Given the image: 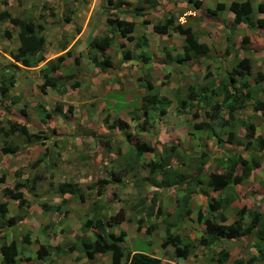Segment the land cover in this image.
<instances>
[{
    "label": "rangeland",
    "instance_id": "rangeland-1",
    "mask_svg": "<svg viewBox=\"0 0 264 264\" xmlns=\"http://www.w3.org/2000/svg\"><path fill=\"white\" fill-rule=\"evenodd\" d=\"M128 1L0 0V11H6L11 17L20 20H29L33 24L42 25L44 35L43 59L33 69L24 68L19 64H14L10 58V54L14 53L17 47V28L11 26L7 21L0 22V80L12 79L13 81V85L9 90L10 98L7 96L0 97L1 124L5 126L6 120L24 124L27 131L33 133L37 138L36 143L25 144L24 139L16 134L9 137L7 143H10L11 147L14 148V152L8 155L0 153V177L3 176V181L0 183V200H6V198H2L1 189L4 187L12 188L15 178L18 180L27 179L29 183L33 177L40 178V180L35 179L37 183L35 189L29 191V193L23 188L20 189L27 202L24 209L17 211L13 201H6L7 215H5V219L15 215L23 216L21 221L16 220L10 224L13 226H4L0 229V239L2 241L6 240L5 242L13 241L16 245L18 254L15 264L109 263V253L94 255L91 259H87L79 251V238L89 237V240H92V233L97 232L91 229L85 230L83 223L98 218L106 223L108 234H113L115 237L120 236V233L123 234L120 245L125 249V253L127 251L148 253L168 264H219L215 259L218 257L217 253L220 250L227 253L226 261L221 264H230L237 257L245 256L249 247L252 246L253 238L244 237L239 240H219L208 247H202L198 243L200 238L206 237V235L203 225L196 221V210H202L209 197L215 196L217 193L206 185L208 174L214 171H211L214 165L223 171L227 167H225L224 162L219 166L218 161L223 154L215 148L214 138L207 139L204 132L195 131L190 126L195 120L200 121L208 118L209 113L213 112L211 108L214 107V104L219 103L217 102L219 97L213 96L215 92V90H212L215 86L214 82L216 80L219 84L225 78V74L236 64L237 58H239L237 55L240 58L250 55L252 61L256 64L251 70V76L247 77V81H251H248V83L253 82L255 79L254 73L261 69L257 66L262 63V68H264V46L262 48L257 47V49L253 47L254 52L260 51L261 56L260 54H254L252 57V53L248 48L251 39L248 38V41L244 43L241 41L243 36L248 37L247 35L250 36L253 33V31L250 32L252 28L239 25L237 29H234L229 25H224L223 28L229 36L227 49H225V36L219 25L222 26L225 21L229 24V19L225 16L223 18L224 22L223 19L221 22L210 16V9L214 7L213 0H204L203 10L197 11L194 13L195 15L192 13V1L194 0H185V16H187L185 17V26L190 25L197 41L206 44L210 48L206 63L208 66L207 68L202 67V73H200V68H196L194 65L188 66L189 68L185 70L184 80H172L166 87L159 90L169 97L171 112L178 109L177 106L175 107V95L184 94V89L185 97L187 96L188 87H193L195 90L199 89V86L205 90L209 87V90L212 91L210 93L211 97L208 98L205 105L193 103L191 108L185 110L184 175L194 176L197 172L195 167L200 165L201 160H204L205 165L204 171L198 176L201 183L200 188L194 187L191 183L185 185V191L194 192L193 195L195 196L202 191L206 196H203V199L202 197L200 199L195 198L196 200L189 202L190 215L188 213L187 217L180 221L175 217L178 212L172 214V211H168L166 213L164 210L167 209H163L161 203H157L156 195L151 194L154 191L158 194L162 192L161 195L167 200L174 196L175 190L178 189L177 187L175 189L174 187L171 188V186L168 189L160 187V183H163L162 179H156L155 187L150 184L155 180V176H149L145 164L150 160H154L157 155L153 153V156L150 157L149 153H145L141 156L142 159L133 161L130 153L126 152L124 155V150L119 142L122 139L115 140L116 136L118 137L117 132L119 130L110 128L112 118L122 120V118L130 119L132 117L126 111H123L120 115H114L113 112L121 111L125 106L135 108V111L131 113L134 114L133 116L138 117L141 114L138 111V105L137 107L134 106L138 98H134L133 94L116 90L105 92L103 105L111 107V113H108L109 111L99 112L101 104H98L97 108L94 106L88 109L87 105H81V101L78 100L82 93L83 95H89L90 87H85V84L89 85L91 79L89 77L94 78L96 84L102 83L101 88L104 90L106 89L105 85L108 88L111 86L119 87L120 77H105L97 68H95V74L90 73L92 67L104 59V55L102 57L101 52L90 49L88 41L107 34V19L112 21L119 19L121 14L127 20L136 19L134 18V8L136 7H141L149 13L147 19L151 23H159L157 21L163 15H174L173 6L170 10L165 11L168 8H165L166 4L162 2L163 0H152L154 4L149 6L142 0ZM223 1L227 5L228 1L231 0ZM263 3L264 0L262 2L261 0H252L253 7ZM262 13L258 14L253 11V20L261 18L264 21V13ZM204 16L207 17L202 18ZM201 18L203 19L202 23ZM202 24L204 25L203 28ZM117 34L114 35L115 37L105 53L108 61L110 63L111 61L114 62V69L118 66L117 58L119 55L121 56L123 50H128L122 43L124 39H121ZM150 40L155 42L154 38H150ZM120 44L123 46L122 48ZM255 45H257L256 42ZM127 46L132 47L133 44L127 43ZM229 51L231 56H227ZM246 51L250 53H246ZM59 57L62 58L59 69L53 72L52 76L59 80V86L64 92L62 99H58L60 93L54 90L48 88L44 92L39 90L42 81L39 70L45 67L47 62ZM90 58H93L95 62L91 63ZM69 73H72L73 78L68 80L66 78ZM74 81L78 82V86L80 83V90L72 89L69 86ZM166 83L167 81L162 84L165 86ZM237 84H234L236 88ZM261 84L263 85L264 81H261ZM129 88H135L131 81ZM176 88L178 89L175 90ZM154 94L156 95V91ZM214 97L217 101L214 100ZM258 97L259 101L264 103V98L261 95L257 96L256 93L252 101H256ZM9 100H12L13 104H10ZM107 100L114 103L110 104ZM57 103L62 105L63 110L68 106L72 110L65 112V118L51 116L43 125L39 121L41 108L48 111ZM251 104L249 102L241 109L240 117L243 120L251 119L256 126V130L263 133L264 111L255 114ZM209 106L210 108H208ZM223 109L222 113L226 114ZM147 112L150 115L153 113L152 111ZM193 112H196V119L191 117ZM106 114H109L110 118L106 119L107 123L105 124L102 119ZM130 125L132 124L130 123ZM165 127H169V125L167 126L162 120H157L156 125L153 124V129L155 128L161 132L158 142L154 141L152 134L151 136L147 133L140 135L141 132H137L133 128V135L129 134L130 137L123 141L124 145L127 144L126 148L130 150L135 143L144 142L160 152L165 141L171 139L170 136H168L170 138L165 139ZM240 127L241 123L234 121L229 124V127L223 125L221 129L223 133L226 132V129L240 133L242 130V127ZM188 131L193 132V135H187ZM121 137L123 138V136ZM221 138L225 139V136L221 134ZM170 142L173 145L177 143L178 146L176 140L173 139ZM170 142L168 143L170 144ZM222 147L223 152L226 153L228 144H223ZM110 151L113 152H111L113 155L109 153ZM241 151L242 149L238 147L237 152L240 153ZM172 159L168 158L166 165L168 166L166 167L167 170H169L168 175L169 172L171 173L170 168H176L180 163ZM180 168L177 169L180 170ZM121 171L124 172L123 175L120 174ZM239 172L237 170V173ZM215 173L219 174V171ZM258 182L259 180L254 178L253 184L248 186L246 193L244 191L238 192V197L234 201L230 200V194L228 193L226 198L229 203L226 207H222L221 211L227 216L224 217L225 224L232 223L236 217L235 212L240 210L243 205L249 208L254 205V208L263 211L264 202L259 203L262 194H256L254 191L256 189L255 183ZM63 189L67 194L61 196L60 191ZM78 196L81 197V200ZM172 201V204H170L168 200L165 206L173 209L174 198ZM42 205L48 208L42 210ZM231 206H233V209ZM157 208H161L162 215H154L153 209ZM120 209L124 214L123 221L114 224L109 218ZM219 212L215 211L213 214L217 215ZM249 212H254V210L251 208L248 210ZM204 213H206L205 210ZM248 220L249 218L246 217L244 222ZM214 221L219 223L218 218ZM171 224L173 227L178 226L176 227L178 229L169 228L170 232L180 234L183 242H188L192 246L191 252L184 261L174 257L172 248L166 247L163 249L159 246L163 239L164 227H169ZM25 234L29 240L28 244L22 241ZM39 245L47 248L45 255L40 259L36 257V250ZM70 246L75 250L67 252L66 248ZM0 264H2L1 257Z\"/></svg>",
    "mask_w": 264,
    "mask_h": 264
},
{
    "label": "trees",
    "instance_id": "trees-1",
    "mask_svg": "<svg viewBox=\"0 0 264 264\" xmlns=\"http://www.w3.org/2000/svg\"><path fill=\"white\" fill-rule=\"evenodd\" d=\"M148 6L153 4L152 0H142ZM192 6L194 9H197L200 6V2L198 0L192 1ZM227 9L232 14H235V20L230 23V27L234 28L237 23L240 22L243 24L245 28H252L250 31H253L254 25L264 26V21L262 19H255L253 20V11H258L260 13H264V4H259L256 7H253L249 3L248 0H244L241 2H231L225 6L221 3L215 4L214 8L210 10V16L214 17V15ZM142 8L136 7L134 8V14L137 16L142 17ZM7 21L11 26L17 28L16 38H17V47L14 53L10 54V58L14 63L19 64L24 68H32L40 62L42 58V50L44 46V35H43V27L40 24H33L31 21L27 20H20L15 17H11L6 11H0V22ZM107 23V34L103 35L100 38H92L88 42V47L90 49L98 50L101 54H104V51L110 46L114 35L118 33V35L128 42L134 40L130 36L132 32L134 24L132 22H127L124 20H106ZM142 24H147V21L143 20ZM152 31L156 34L164 35L168 32H172L182 36L183 43H182V56L181 60L183 62H193L198 58L205 57L208 53V48L204 43H198L195 35L191 31L189 26H183L181 24H174L173 20L168 17L165 19L164 23L162 24H154L152 25ZM242 43L247 42L248 38L242 37ZM229 42V36H225V43L226 46ZM136 47H140L141 44H135ZM231 46V45H230ZM227 49V47H225ZM248 53V51H246ZM129 53L127 51L123 52V59H128ZM62 58H56L55 60L47 62L45 67L39 70L42 83L39 86V90L44 92L47 87L55 88L56 91L63 92V90L58 89L59 80L52 76L53 72L59 69L60 62ZM89 61V60H88ZM90 62L94 63L95 61L93 58H90ZM99 71L102 73L104 72L107 67H109V62L107 58H104L101 62L95 64ZM251 67H250V60L247 56H243L242 59H239L234 67L231 68L229 72L225 75V78L220 81L215 80V86L210 89L215 90L213 96L219 97V100H214L219 102V104H214L212 107V113L210 112L208 118H205L202 122H195L192 124V128L195 131L204 132L207 136L214 138L217 144H228V145H235L238 147L247 148L252 144H255L257 149L262 150L264 149V137L261 136H253V125L247 124L244 127L245 133L242 136L237 135V131L226 129V132L223 133L221 129L223 125L231 124L233 119V111H237L245 107L246 102L253 99L254 94L256 95L261 92L264 93V86L261 84L263 81L262 74L258 71L255 72V79L253 82L248 84L247 77L251 76ZM3 75V73H2ZM234 77L237 79L235 80ZM72 73L67 75L66 79H72ZM235 83L237 84V88L234 86ZM13 84L12 79H1L0 80V96L5 97L8 91V88ZM71 88L75 89L78 87V82L74 81L71 85ZM61 87V86H59ZM146 90L151 89L149 82L146 81ZM212 90H209V87L205 90L203 88H199L195 90L193 87L187 88V96L185 97V101H181L179 98L175 99L176 105L178 107L177 112L180 113L184 108H191L193 103L196 104H204L207 102L208 98L211 97L210 93ZM255 92L253 95L252 93ZM11 102H13L11 100ZM168 103V100L165 97H157L155 94H149L142 97V103L140 110L146 114L145 109L149 106L159 105L161 108L159 110V115L164 114V106ZM252 110L257 113L260 111H264V104L259 100L252 101ZM224 108L226 113V119L223 120L220 116V108ZM66 110L69 112L72 110L70 107H67ZM210 108V106L208 107ZM53 113L61 115L65 118V114L61 113V109L59 106H55ZM45 119L49 116L48 114H44ZM192 118L196 119L197 115L196 112H193L191 115ZM108 115L106 114L103 118V123H107L106 119ZM45 119L40 118L42 123H45ZM125 126L119 120L113 119L112 123L110 124V128L116 127L118 130L122 129ZM16 134L24 139L25 144H29L31 142L36 143L37 138L33 133L27 131V127L23 124L14 122V121H5V126L1 124L0 119V153L2 155L12 154L14 152V148L11 147L10 143H7L10 136ZM221 134L225 136V139H221ZM16 147V146H13ZM134 148V155L135 157H139L144 155L145 153H149L152 155L154 149L151 148L148 144L141 142L135 143L133 145ZM176 146L171 145L170 147H162L161 153L158 157H156L153 161H149L145 164V167L148 170L149 176H156L160 175L163 183H160V187H164L165 189L171 187H177L178 191L181 193L180 197L176 198L177 206L174 207V210L177 211L179 217H185L189 213V209L187 208L186 201L189 200L190 193L185 191V185L193 184L194 187L200 188L201 183L198 180V176L203 172L202 167L204 160L200 162V165L196 166V174L194 176H185L184 174L180 175V177H173L169 178L168 171L166 168L168 158H173L175 161H178ZM224 160V159H223ZM225 168L220 174H216L210 172L208 174V181L206 183L207 187L211 188L213 192H217V198L214 200L209 198L207 200L205 211L206 213L201 211H196V221L199 224L203 225V229L205 232L206 237L200 238L198 243L202 247H208L209 245L213 244L215 241L219 240H239L241 238H249L255 241L256 247V254L257 256L247 257L245 259L236 258L232 260L230 264H253L256 260H261L264 255L263 243H264V211L263 213L259 212H245L244 208L241 207L240 210L235 212L236 219L234 222L225 224V218L222 214L214 215L213 213L222 207L226 206L229 201L227 200L226 196L228 193L230 194V200L236 196L234 193L233 187L231 185L240 184L247 176L249 175L250 170L256 165L255 161L252 159L249 162L242 160L238 154L230 156L226 158L225 161ZM222 162H220L221 165ZM237 166L240 168V172L236 173ZM120 174H124L123 171ZM170 174V172H169ZM40 180L39 177L31 178L29 180H18L17 178L14 179V183L12 188H3L1 190L2 196L6 197L9 200L16 202V209L17 211H21L22 208L27 206L26 199L24 198L21 188L25 189L28 193L29 191L35 189L36 180ZM160 179V180H161ZM3 181V176L0 177V183ZM156 180L152 181L150 184L152 186H156ZM181 187V188H180ZM69 192V190H67ZM201 194L205 195L204 192L200 191ZM220 193V194H219ZM223 193V198L222 194ZM66 191L63 189L60 191V195H66ZM218 194V195H217ZM81 196V195H79ZM78 196V197H79ZM206 196V195H205ZM81 200V197H79ZM154 199H152L153 201ZM185 201V204L182 203ZM179 202V203H178ZM213 202V204H212ZM155 203V201H153ZM48 207L42 205V210H46ZM53 209V208H52ZM244 212V213H243ZM7 214L6 203L0 202V229L4 226H13L10 225L14 223V221H21L23 219L22 215H15L10 218L5 219V215ZM24 214V213H22ZM243 214V215H242ZM25 215V214H24ZM123 212L122 210H118V212L109 218V220L114 224H119L123 221ZM248 217L249 220L244 222V219ZM218 218L219 223L215 222ZM244 223V224H242ZM7 224V225H6ZM245 225V226H243ZM169 227H164V236L160 243V248H165L169 246L172 248L173 255L179 259H186V257L191 252L192 246L188 242H183V239L178 234H173L170 232ZM83 227L85 230H95L96 233H92V240H89V237H80L79 238V251L85 256L87 259H91L94 255H101L105 253L110 254V262L107 264H162L159 259L148 255L146 253H141L137 251L126 252L125 249L120 245L121 237L123 234L120 233V236H113V234H108L106 232V223L102 222L99 218L91 221L88 220L83 223ZM104 232L106 233L104 235ZM1 240V239H0ZM23 243H29V240L26 234L22 237ZM46 247L43 245H39L38 249L36 250V257L38 259L42 258L46 253ZM73 249L71 246L66 248L67 252H71ZM18 254V250L16 245L13 241L6 243L5 240L0 242V257L2 264H15L16 257ZM218 257L215 261L219 264L224 263L227 258V253L223 250H220L218 253ZM19 259V256H18Z\"/></svg>",
    "mask_w": 264,
    "mask_h": 264
},
{
    "label": "crops",
    "instance_id": "crops-1",
    "mask_svg": "<svg viewBox=\"0 0 264 264\" xmlns=\"http://www.w3.org/2000/svg\"><path fill=\"white\" fill-rule=\"evenodd\" d=\"M198 1L200 2V6L197 9H194V7L192 6L193 7V12H192L193 14L196 13L197 11L203 10V6H204V3H205L204 0H198ZM239 1H241V0H231V1H228V4L231 3V2H239ZM248 1H249V3L251 5H253L252 4V0H248ZM128 2H130V1H128ZM162 2L166 4L165 8H168L165 11L170 10L171 6L174 7L173 10H172L174 12V15H172V14L163 15L161 17V19L158 20L157 22H160L162 24V23H164L166 18L171 17L174 23L181 24V25L185 26V23H186L185 22V17H187V16H185V0H163ZM213 2H214V6L217 3H221L225 7H227V5H228V4L226 5V3L223 0H213ZM261 2H262V0H261ZM167 3H169V4H167ZM212 9H210V10H212ZM141 11H142L143 16L140 17V16H137V15L134 14L135 15L134 18H136V19H133V20L132 19L127 20V19H125L123 17L122 14L119 15L120 16L119 19L124 20V21H128V22H132L134 24L132 32L130 33V36L132 38H134V40H136V38L141 33H142L143 38L145 40V45L141 46L140 49H134L133 46L132 47H128L127 46V41L124 39L122 43H123V45H125V47L128 48V51H129L128 59L121 60L119 65L114 70H107L106 72L103 73L104 76L108 77V78H110V77H115V78L116 77H120L119 87L118 86H111L110 88H108V86L105 85L106 89L104 90L103 88H101V84L102 83L99 82V83L96 84V80L94 78H92V77H89V78H91L90 82H89V85L85 84V87H88V86L90 87L89 95H83V93H82V95L78 97V100L81 101V105H83V106L87 105L88 109H90V108H93L94 106L97 108L98 104H101V108H100L99 112L103 113L104 111H109L108 113H111L112 112L110 110L111 107H109L107 105L106 106L103 105V101H104L103 100V95L107 91H112L113 92V91L116 90V91H121L122 93L133 94L134 98H138L137 99V103L134 106L137 107V105H138V111H139L141 100H142L143 96L149 95V94H154V92L156 91V95H157L158 98L159 97H163V95L165 93H161V90H159V89H161L162 87H166L168 85V83H171L172 80H175V79L184 80L185 79V70H187L189 68L188 66L194 65L196 68H200V73H202L201 72L202 67L207 68L208 65L206 63H207L208 55L210 53L209 52L210 48L208 46H207L208 53L206 54L205 57L198 58L195 61H193V63L192 62H187V63L183 62L181 60V56H182V49H181L182 48V38L180 36L176 35V34H173V33H169V34H166V35H157V34L153 33L152 25H154L156 23H151L147 19L149 13L146 10L142 9ZM255 13L261 14L258 11H255ZM182 14H183V16H182ZM217 16H219V17L217 18ZM225 16L229 19V21H230L229 24H228L227 21H225V23H223L222 26L219 25V28H221L223 30V32H224V34H223L224 36L227 35V32H226V30H224L223 27H224V25H230V23L235 20V17H236L235 14H232L227 9H224L222 11L217 12L214 15V17H213V18L217 19L218 21L222 22V19L225 18ZM205 17H207V16H204L202 18H205ZM202 18H201V23H202V20H203ZM142 19H145V20L149 21V24L148 25H142ZM255 19H257V18H255ZM258 19H261V18H258ZM223 22H224V19H223ZM237 24L238 25L234 26V29H237L239 27V25L240 26L243 25L240 22H238ZM189 27H190V25H189ZM203 27H204V25L202 26V28ZM190 29H191V27H190ZM191 31H192V29H191ZM250 32H252V31H250ZM247 36L248 37H246V36L245 37L251 39V42H250V44L248 46V48L250 49V52L252 53L251 56L253 57L254 54L255 55L260 54L259 53L260 51L254 52V48L253 47H256V49H257V47L262 48L264 46V44H263L264 43V26L254 25L253 33L250 36L249 35H247ZM150 38H154L155 42H152L150 40ZM255 42L257 43V45H255ZM129 43H131V42H129ZM198 43H200V42H198ZM225 47H227L226 43L224 45V48ZM250 52L248 51V53H250ZM140 54H141V57L139 56ZM227 56H231L230 51H229V55H227ZM246 56L250 60L251 69H253V66H256V64L252 61L250 55H246ZM260 56H261V54H260ZM237 57H239V58H237L238 60L242 59L238 55H237ZM14 64H16V63H14ZM156 64H158V66H156ZM262 66H263V64L261 63L257 67L261 68L259 70V72L262 74L263 81H264V68H262ZM33 68H35V67H32V69ZM90 73L91 74H95L96 73L95 67H92V70H91ZM234 79L236 80L237 78L234 77ZM145 80L149 82V85L151 86V89L146 90V87H145L146 83L144 85ZM130 81L135 85V88H129L130 87ZM161 81H163L162 82L163 84L167 81L165 86L161 83ZM248 81H250V80H248ZM248 84L251 85V83H248ZM81 85H83V83H81ZM79 86H80V83H79ZM79 86L75 90H80ZM263 86H264V84H263ZM198 88H200V86ZM177 89L178 88H176L175 90H177ZM258 95H261L264 98V93L259 92L257 94V96ZM62 97H64V94L63 95H59L58 99H62ZM164 97H166L169 102L164 106V114H162V115H159L158 113H156L155 112L156 109L154 108V109L148 110V111H152L153 112L151 115L148 112H146V114H144L140 110L139 113H141V114L138 115V117H135V116H133L134 114H131L133 109H134V107H129V106L123 107V109L121 111L113 112L114 115L117 116V115H120L123 111H126L127 113H130V115L132 116V117H130V119L122 118V123H124L125 126L122 129H120L119 132H117L118 137L116 136L115 140L121 138L122 140L119 141V142H120V144H121V146H122V148L124 150V155H125L126 152H128V153H130L132 155L133 161L134 160L139 161L140 159H142L141 156L135 157L134 148L132 147V149L128 150V148H126L127 144L124 145L123 141L128 139L130 137V135H133V128H135L137 130V132H141L140 135L141 134L145 135L144 133H147V134H149V136H151V134H152L153 138H154V141L158 142V139H159V137L161 135V132L157 131L155 128L153 129V124L155 123V125H156L157 124V120H159V121L162 120L163 123L165 122L167 124V126L169 125V127H165V133H166V135L164 136L165 139L171 137V139H167V141H165L163 146L170 147L171 145H173L172 142H170V140L174 139V140H176L178 142V146H177V143L174 144V146H176V150L175 151L177 152V155H184L183 159L179 158V162H180L179 166H176V168H180V167H182V168H180L179 172H177V174H176L173 171L174 168L172 167L173 170H170L171 173L169 174V176H170V178L173 177L174 179H175V177L182 178V176H180V175L185 174V109L182 110L180 113H178L176 110H173L171 112L170 108H169L170 104H171V101L169 100V97L167 95H164ZM178 97L181 98V99L185 98V89H184V94L181 93V94L178 95ZM259 97L257 98V100H259ZM107 101L110 104L114 103L113 101H109V100H107ZM249 102L252 103V100L247 101L246 104L249 103ZM175 107H176V105H175ZM222 109H223V107L220 108L219 113H220V116L223 117L222 119L225 120L226 119L225 118L226 114L222 113ZM62 111L64 112V110H62ZM240 112H241V109H239L237 111H233V114H232L234 121H236V122L239 121L241 123V127H242V130H241L240 133L237 131V135L238 136H242L245 133V130H244L245 125H247L249 123V124H252L254 126L253 127V136L254 137H256V136L257 137L258 136L264 137V132L263 133L258 132V130H256L255 124L252 122L251 119L243 120V118L240 117V114H239ZM237 117H240V118H237ZM245 117L248 118L247 116H245ZM134 118H136V119H134ZM113 119L114 118H112V120ZM168 121H170V122H168ZM201 121L204 122L203 120H201ZM195 122H199V120H195ZM195 122H193V124ZM130 123L132 125H130ZM133 123H136V124H133ZM158 124H159V122H158ZM191 126H192V124H191ZM112 129H116V128H112ZM187 135H191L192 136L193 132H189L188 131ZM121 136H123L124 139ZM168 136H170V137H168ZM206 137H207V139H211V137H209L207 135H206ZM168 142H170V144ZM222 145L223 144H220V146H219L217 144V142L214 140L215 148L217 149V151H219V152H221L223 154L221 156L220 160L218 161L219 166H220V162H223V161L226 160L225 157L228 158V156L230 157V156H233L235 154H238L242 160H245L247 162H249L250 160L253 159L255 161V164H256L250 170L249 175L247 176V178H245L240 184L231 185L233 187L234 193L236 194V196L233 197V199H231V201H234L236 199V197H238V192L241 193V191L242 192L243 191L244 192L247 191L248 190V186H251L253 184L252 183L253 179L256 178V179L259 180V182L255 183L256 189L254 191L256 192V194H258V193L262 194V195H260V200H259L260 202L259 203L264 202V149H262V150L259 149L258 150L257 147L255 146V144L251 143V145L248 146L247 148L243 149L242 147H240L242 149V151L239 153V152H237L238 146L228 145V151H226V153H225V152H223ZM150 147L153 148L152 146H150ZM160 147H161V145H160ZM161 150H162V147H161ZM111 152L112 151H110L109 153L111 155H113L112 154L113 152L112 153ZM153 153L155 155H157V157H158L159 154L161 153V151L157 152V150L154 149ZM151 156H153V154L150 155V157ZM150 161H153V160H150ZM200 162H202V160ZM204 166L205 165L203 163V167H202L203 171L205 169ZM166 167H168V166H166ZM212 170H214L213 173H215L216 171H219V174L222 171L221 168H219L218 166H215V165L212 166L211 171ZM237 170L240 171V168L238 166L236 168V173L235 174H238ZM157 176H159V178H157ZM157 176H155V180L156 179L160 180L161 176L160 175H157ZM111 182H113V181H111ZM171 188H173V187H171ZM161 193L162 192H160L158 194V193H155V191H154L151 194H155L156 195L157 203H161V207L163 209H167V210H164L166 213H168V211L169 212L172 211V214L177 212V211L174 210V207L177 206L176 198L180 197L181 193L178 190H175V195L171 196L167 200H165V198L161 195ZM193 193L194 192H191L189 200L186 201L188 209H189V202H191L192 200H196L195 198L200 199L202 197V199H203V196H205V195H202L200 193L195 196V195H193ZM221 195H222V198H223V193ZM207 196L209 197V195H207ZM173 198L175 200L173 209H172V207L170 208L169 206L166 207L165 205L168 203V200L170 201V204H172V202H173L172 199ZM209 198H212V199L215 200L217 198V196L215 194V196H211ZM4 201L5 200H0V202H4ZM205 203H207V201ZM184 204H185V201H184ZM251 204L253 205V203H251ZM205 206H206V204L204 205V208L202 210H200V209H197V210L201 211L202 214H203ZM253 206L251 208L254 211L259 212V213H263L264 209H263V211H260V210H257V208H254ZM224 207H226V206H224ZM242 207L244 208L245 212H247L249 209H251L248 206L244 207V205ZM231 208L233 209V206H231ZM217 211H220L219 213H222L221 212L222 208L217 210ZM189 215H190V212H189ZM222 215L224 217H227L224 213H222ZM25 216H28V215L25 214ZM175 217H177L178 220L182 221L187 216H185L184 218L181 217L182 219H180L179 215L177 214V215H175ZM235 219H236V217L234 218V220L232 222H234ZM180 221H178V222H180ZM176 227H178V226H176ZM176 227L174 226L173 228L176 230V229H178ZM172 233L178 234L176 232H172ZM215 243H216V241H215ZM254 244H255V241H253L252 246L249 247L248 252L245 254V256L243 255L242 257H237V259L238 258L245 259L247 257H251V256L255 257V256H257L256 247H255ZM262 246H263V249H264V243H263ZM263 259H264V255H263L261 260H256L253 264H255V263L263 264ZM178 260L184 261L185 259H183V260L182 259H178ZM161 261L163 262V260H161ZM163 263L166 264V262H163Z\"/></svg>",
    "mask_w": 264,
    "mask_h": 264
},
{
    "label": "clouds",
    "instance_id": "clouds-1",
    "mask_svg": "<svg viewBox=\"0 0 264 264\" xmlns=\"http://www.w3.org/2000/svg\"><path fill=\"white\" fill-rule=\"evenodd\" d=\"M153 4H154V2H153ZM147 5V4H146ZM148 6V5H147ZM171 18V17H170ZM172 19V18H171ZM120 20V19H119ZM143 20H145V19H142V21ZM145 21H147V20H145ZM128 22V21H127ZM148 21H147V24H145V25H148ZM174 23V22H173ZM156 24H161L160 22L159 23H156ZM174 24H176V23H174ZM143 25V24H142ZM154 33V32H153ZM169 33H172V32H168L167 34H169ZM156 34V33H155ZM173 34H175V33H173ZM118 35V34H117ZM157 35H160V34H157ZM164 35H166V34H164ZM176 35H178V34H176ZM119 36V35H118ZM178 36H180V35H178ZM115 37V36H114ZM120 37V36H119ZM181 38H182V36H180ZM121 39H124V38H122V37H120ZM114 39V38H113ZM91 40V39H90ZM89 40V41H90ZM126 40V39H125ZM88 41V42H89ZM127 41V40H126ZM127 43H129L128 41H127ZM131 43L133 44V48L134 49H140V47L141 46H143V45H145V40H144V38H143V35H142V33L141 34H139V36L136 38V40H133V41H131ZM141 44V46L140 47H136V45L135 44ZM182 43H183V38H182ZM111 45V44H110ZM110 47V46H109ZM109 47L104 51V58H107V60H108V57H106L105 56V53L108 51V49H109ZM120 47L122 48L123 46L120 44ZM182 49V48H181ZM124 51H127L128 53H129V51L128 50H123V52ZM123 52H122V54H121V56L119 55V57L117 58V63H118V65H119V63H120V61L121 60H125V59H123ZM103 55H102V57H103ZM140 57H141V54L139 55ZM98 61V60H97ZM96 61V62H97ZM101 62V61H100ZM109 62V61H108ZM14 63V62H13ZM99 63V62H98ZM17 64V63H16ZM22 67V66H21ZM95 68H97L98 69V67L95 65L94 66ZM114 67H115V64H114V62H112L111 61V63L109 62V67H107L106 69H104L105 71L104 72H106L107 70H114ZM29 69V68H28ZM99 70V69H98ZM104 72H102V73H104ZM101 73V74H102ZM41 83H42V81H41ZM41 83H40V85H41ZM145 83H146V80H145V82H144V85H145ZM13 85V84H12ZM12 85L8 88V91H7V93H6V96L8 97V98H10V96H9V90H10V88L12 87ZM39 85V86H40ZM48 89H50V90H54V91H56V89L55 88H50V87H47ZM46 88V89H47ZM45 89V90H46ZM58 89H60V90H62L61 89V87H58ZM73 89V88H72ZM76 89V88H75ZM44 90V91H45ZM56 92H58V93H60V95H63L64 94V92L63 93H61V92H59V91H56ZM176 96V98H179L178 97V95H175ZM1 97V96H0ZM1 98H4V97H1ZM167 99V98H166ZM181 101H185V98L184 99H181V98H179ZM168 100V99H167ZM169 102V101H168ZM9 103L10 104H13V102H11V100H9ZM141 103H142V100H141ZM175 105H176V102H175ZM55 106H59L60 107V109H61V113L62 114H65V112H67L66 110L68 109V108H66L65 110H64V112L62 111L63 110V108H62V105L61 104H59V103H57V104H55L53 107H52V109H50V110H48V111H46V110H43L42 108H41V111H40V117H39V121L42 123V121L40 120V118H43V119H45V116H44V114H48V118L47 119H45L44 121H45V123H46V121L47 120H49L50 118H51V116H61V115H59V114H55V113H53V110H54V108H55ZM177 106V105H176ZM69 107V106H68ZM140 107H141V104H140ZM156 109V113H159V110H160V106L159 105H155V106H149L148 108H146L145 109V112H147L148 110H151V109ZM185 109V108H184ZM183 109V110H184ZM163 110H164V108H163ZM178 110V109H177ZM176 110V111H177ZM133 111H135V108L133 109ZM133 111H132V113H133ZM139 111H140V109H139ZM104 112H106V111H104ZM142 113H143V111H141ZM107 115H109V114H107ZM62 117V116H61ZM105 117V116H104ZM103 117V118H104ZM63 118V117H62ZM110 117L108 116V118L107 119H109ZM144 118V117H143ZM1 119V118H0ZM115 120H119V119H117V118H114ZM103 120V119H102ZM8 121H12V120H8ZM113 121V120H112ZM119 121H121L122 122V120H119ZM14 122H16V121H14ZM18 123V122H17ZM44 123V124H45ZM43 124V123H42ZM43 124V125H44ZM24 125V124H23ZM113 128H116V127H113ZM117 129V128H116ZM177 157H178V161H179V158H184V155H177ZM174 160V159H173ZM174 168V170L172 169V167L170 168V170H173L176 174H177V172H179V169H177V168H175V167H173ZM4 188H9V187H4ZM3 189V188H2ZM1 189V190H2ZM23 194V193H22ZM1 195H2V193H1ZM24 196V195H23ZM3 198H6V197H4V196H2ZM7 200H9V199H7L6 198V200L4 201V202H1V203H6V201ZM9 201H12V200H9ZM14 202V201H13ZM15 203V206H16V202H14ZM6 208H7V204H6ZM22 209H24V208H22ZM17 210V209H16ZM153 212H154V215H158V216H160V215H162V213H161V208H157V209H153ZM7 215V214H6ZM12 217V216H11ZM171 227H173V225L171 226ZM170 227V228H171ZM164 230V229H163ZM163 234H164V231H163ZM164 236V235H163ZM10 242V241H9ZM8 242V243H9ZM7 243V242H6ZM166 247H169V246H166ZM165 247V248H166ZM171 248V247H170ZM164 249V248H163ZM172 253H173V251H172ZM146 254H148V253H146ZM148 255H150V254H148ZM151 256H153V255H151ZM153 257H155V256H153ZM155 258H157V257H155ZM157 259H159V258H157ZM177 259H179V258H177ZM160 260V262L162 263V264H164L162 261H161V259H159ZM166 264H168V263H166Z\"/></svg>",
    "mask_w": 264,
    "mask_h": 264
}]
</instances>
